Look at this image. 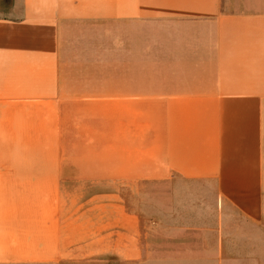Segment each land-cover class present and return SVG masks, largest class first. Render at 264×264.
Listing matches in <instances>:
<instances>
[{
  "label": "crops",
  "instance_id": "obj_1",
  "mask_svg": "<svg viewBox=\"0 0 264 264\" xmlns=\"http://www.w3.org/2000/svg\"><path fill=\"white\" fill-rule=\"evenodd\" d=\"M0 151V262L264 264V0H0Z\"/></svg>",
  "mask_w": 264,
  "mask_h": 264
},
{
  "label": "rangeland",
  "instance_id": "obj_2",
  "mask_svg": "<svg viewBox=\"0 0 264 264\" xmlns=\"http://www.w3.org/2000/svg\"><path fill=\"white\" fill-rule=\"evenodd\" d=\"M1 128L4 129L6 126L3 125L1 120ZM7 133H3L2 130V141H5ZM8 151H0V157H7ZM117 185V184H116ZM152 184H141L140 192L137 194L133 193L132 188L129 187L127 193L130 210L140 213L142 222L145 224H151L152 222ZM152 229L144 231L145 236L153 237ZM0 264H161L152 262H124L115 247V244L108 249H97V252L90 250L88 247L82 246L80 252L74 255H67L64 260L53 261V262H31V263H4ZM166 264V263H165Z\"/></svg>",
  "mask_w": 264,
  "mask_h": 264
}]
</instances>
